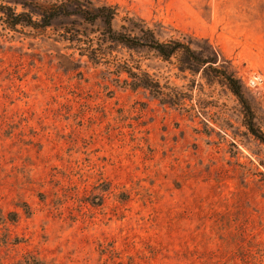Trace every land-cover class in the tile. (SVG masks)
Instances as JSON below:
<instances>
[{
  "label": "rangeland",
  "instance_id": "1",
  "mask_svg": "<svg viewBox=\"0 0 264 264\" xmlns=\"http://www.w3.org/2000/svg\"><path fill=\"white\" fill-rule=\"evenodd\" d=\"M94 1L118 8L116 28L208 39L264 132V0ZM65 23L36 38L0 25V264H264V144L238 100L152 56L142 68L205 117L117 87L59 42Z\"/></svg>",
  "mask_w": 264,
  "mask_h": 264
},
{
  "label": "trees",
  "instance_id": "2",
  "mask_svg": "<svg viewBox=\"0 0 264 264\" xmlns=\"http://www.w3.org/2000/svg\"><path fill=\"white\" fill-rule=\"evenodd\" d=\"M118 17L116 6L94 0H14L0 4V25L4 30L36 38L46 34L55 22L65 21L58 32L59 42L68 43L67 49L78 52L80 59L86 58L95 68L105 67L117 87L146 92L161 105L185 110L194 118L205 117L206 104H192L188 108L192 101L190 92L170 86L169 81L162 83L156 74L142 68L140 58L152 56L183 79L200 76L208 86L219 84L241 105L243 126L248 133L264 144V132L257 125L256 113L241 80L208 39L180 32L178 36H166L164 26L152 28L145 20L129 16L122 18V24L116 28ZM119 50L126 51L130 58L115 55ZM191 82L192 86L196 84L194 79Z\"/></svg>",
  "mask_w": 264,
  "mask_h": 264
}]
</instances>
